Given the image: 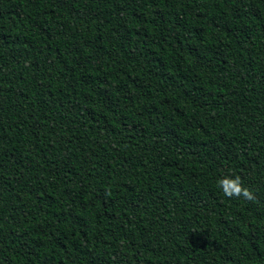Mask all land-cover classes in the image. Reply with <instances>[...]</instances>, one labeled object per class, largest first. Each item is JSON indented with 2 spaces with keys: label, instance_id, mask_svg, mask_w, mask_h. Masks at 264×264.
<instances>
[{
  "label": "trees",
  "instance_id": "obj_1",
  "mask_svg": "<svg viewBox=\"0 0 264 264\" xmlns=\"http://www.w3.org/2000/svg\"><path fill=\"white\" fill-rule=\"evenodd\" d=\"M0 264H264V0H0Z\"/></svg>",
  "mask_w": 264,
  "mask_h": 264
},
{
  "label": "clouds",
  "instance_id": "obj_2",
  "mask_svg": "<svg viewBox=\"0 0 264 264\" xmlns=\"http://www.w3.org/2000/svg\"><path fill=\"white\" fill-rule=\"evenodd\" d=\"M218 187L223 195L229 199L244 198L250 201L254 198L252 191L244 186L241 177L238 175L226 174L218 181Z\"/></svg>",
  "mask_w": 264,
  "mask_h": 264
},
{
  "label": "rangeland",
  "instance_id": "obj_3",
  "mask_svg": "<svg viewBox=\"0 0 264 264\" xmlns=\"http://www.w3.org/2000/svg\"><path fill=\"white\" fill-rule=\"evenodd\" d=\"M220 170L222 173H225L226 172V166L225 165L221 166Z\"/></svg>",
  "mask_w": 264,
  "mask_h": 264
}]
</instances>
